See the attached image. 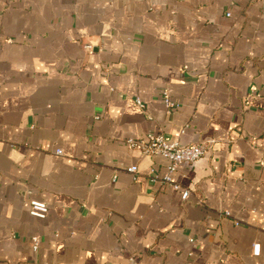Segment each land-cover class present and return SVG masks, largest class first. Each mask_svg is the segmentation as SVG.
I'll return each mask as SVG.
<instances>
[{"label": "crops", "instance_id": "0c3cea01", "mask_svg": "<svg viewBox=\"0 0 264 264\" xmlns=\"http://www.w3.org/2000/svg\"><path fill=\"white\" fill-rule=\"evenodd\" d=\"M149 132L208 142L187 199ZM46 263L264 264V0H0V264Z\"/></svg>", "mask_w": 264, "mask_h": 264}, {"label": "built area", "instance_id": "2783aa9c", "mask_svg": "<svg viewBox=\"0 0 264 264\" xmlns=\"http://www.w3.org/2000/svg\"><path fill=\"white\" fill-rule=\"evenodd\" d=\"M136 101L140 106H143L141 99L137 98ZM165 101L169 108H175L178 106V103L172 101L167 93L165 94ZM126 143L131 149H138L145 155L158 154L167 158L169 162L166 165V174L162 177L153 174L151 181L156 182L160 180L163 184L172 186L175 190L181 192L183 199L188 198L190 191L175 178L179 165L181 163H194L203 157L209 150V145L206 141L183 144L179 140L166 139L162 132H149L145 136L139 138L128 137ZM56 153L62 154V149L57 148ZM128 170L135 175H137L139 171L137 165L129 167ZM29 211L34 217L46 219L49 213V205L45 201L33 199L30 201ZM190 241L195 242V239H190ZM40 244V238L38 236L34 237L33 250L38 251ZM254 254H260V243H254Z\"/></svg>", "mask_w": 264, "mask_h": 264}]
</instances>
